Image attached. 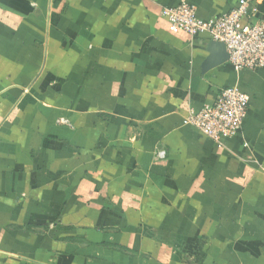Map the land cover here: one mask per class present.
Listing matches in <instances>:
<instances>
[{
  "label": "crops",
  "instance_id": "0c3cea01",
  "mask_svg": "<svg viewBox=\"0 0 264 264\" xmlns=\"http://www.w3.org/2000/svg\"><path fill=\"white\" fill-rule=\"evenodd\" d=\"M237 2L0 0V264H264V66L160 17ZM229 87L236 135L182 124Z\"/></svg>",
  "mask_w": 264,
  "mask_h": 264
},
{
  "label": "built area",
  "instance_id": "2783aa9c",
  "mask_svg": "<svg viewBox=\"0 0 264 264\" xmlns=\"http://www.w3.org/2000/svg\"><path fill=\"white\" fill-rule=\"evenodd\" d=\"M160 17L191 37L206 34L211 41L222 44L229 65L236 72L256 71L264 66V22L256 19L253 0H238L229 13L211 21L199 19L195 7L186 3L161 8ZM247 105V96L237 87H229L219 93L213 104L190 110L182 124L220 143L240 130ZM162 156L158 153V157Z\"/></svg>",
  "mask_w": 264,
  "mask_h": 264
},
{
  "label": "water",
  "instance_id": "95a60500",
  "mask_svg": "<svg viewBox=\"0 0 264 264\" xmlns=\"http://www.w3.org/2000/svg\"><path fill=\"white\" fill-rule=\"evenodd\" d=\"M213 44V47H214V50L215 51H217V54L219 55V51L221 50V51H223V53H224V55L223 56H220V59H223V60H225V59H227V54H226V52H225V49H224V46L222 45V44H220V43H217V42H213L212 43ZM219 52V53H218ZM221 61V60H220Z\"/></svg>",
  "mask_w": 264,
  "mask_h": 264
}]
</instances>
